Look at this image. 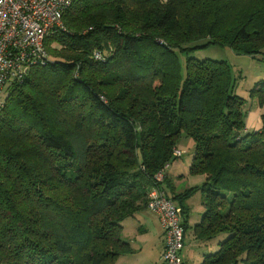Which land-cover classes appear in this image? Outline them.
Masks as SVG:
<instances>
[{
  "label": "trees",
  "instance_id": "1",
  "mask_svg": "<svg viewBox=\"0 0 264 264\" xmlns=\"http://www.w3.org/2000/svg\"><path fill=\"white\" fill-rule=\"evenodd\" d=\"M62 22L0 104V264H114L153 188L185 231L201 194L199 264H264V114L246 128L264 79L242 87L229 61L191 56L264 62V0H73ZM182 138L203 180L176 193L156 174Z\"/></svg>",
  "mask_w": 264,
  "mask_h": 264
},
{
  "label": "built area",
  "instance_id": "2",
  "mask_svg": "<svg viewBox=\"0 0 264 264\" xmlns=\"http://www.w3.org/2000/svg\"><path fill=\"white\" fill-rule=\"evenodd\" d=\"M73 0H0V104L6 85L29 65L46 58L45 40L63 27V15ZM178 148L174 157H181ZM165 168L156 174L162 181ZM147 210L154 213L162 226L165 242L161 258L164 264H187L181 256L185 229L182 210L163 190L149 192Z\"/></svg>",
  "mask_w": 264,
  "mask_h": 264
},
{
  "label": "rangeland",
  "instance_id": "3",
  "mask_svg": "<svg viewBox=\"0 0 264 264\" xmlns=\"http://www.w3.org/2000/svg\"><path fill=\"white\" fill-rule=\"evenodd\" d=\"M191 56L197 59H218L229 61V63H231L238 71V74L241 72L242 87H251L254 82L264 79V62L254 60L249 56L237 55L226 48L210 47L208 49L194 51ZM178 148L183 154L172 162V166L170 165V170L173 175L172 179L174 180V183H176L175 186L179 188V191H183L187 187L201 185L203 180L202 176H193L189 174L190 161L193 155L191 139L182 138L178 143ZM200 198L201 194L196 192L187 201L191 224L196 223L202 214L203 207L201 206ZM146 222V227H144L146 231L144 233H139L137 230L133 231L130 227L131 221L125 222L126 228L123 231V237L130 239L132 242L135 241L142 251L137 255H126V258H120L116 264H164L161 258L163 244L162 246L159 245L161 244L159 239L161 237L158 236L159 226L157 219L151 214L150 217L146 219ZM187 252L193 253L194 255L193 259L192 256H190V258L187 259V262L189 264H196L197 256H200L202 252H206V249L200 246H189L182 250L181 255L184 257Z\"/></svg>",
  "mask_w": 264,
  "mask_h": 264
},
{
  "label": "crops",
  "instance_id": "4",
  "mask_svg": "<svg viewBox=\"0 0 264 264\" xmlns=\"http://www.w3.org/2000/svg\"><path fill=\"white\" fill-rule=\"evenodd\" d=\"M247 91L248 90H245V92L242 93L245 98H248ZM262 114H264V107L260 108L259 106H257L256 103L250 102V110H249V114H248L247 119H246V128L248 130H260L262 128V119H261ZM171 166H169V168L166 171L167 177L173 183L172 185L174 187L175 192L181 193L182 191H179V188L177 186H175L176 183H174V180L172 179L173 175H172L171 170H170ZM198 181H199V179H198ZM167 191H169V190H167ZM149 212L150 211L145 210L144 212L136 215L135 218H133L131 220H126V221H131L130 227L133 231L137 230L139 233H144L146 231V229L144 228V227H146V223H147L146 219H148L150 217V215L152 214V216L156 217L157 222H158V226H159L158 236L161 237V238H159L160 243H161L159 245L162 246V244H164V240H165L164 230L162 229V226H161V223H160L158 217L154 213L150 212L151 213L150 214ZM148 214H150V215H148ZM191 226H193V224H191L190 219H188V228L185 231V239H184V248L183 249H185L186 247H189V246L190 247L197 246L196 240L192 234ZM125 228H126V224L124 223V229ZM124 239L127 240L130 243V245L132 246V248L134 249V253L130 254V255H137L142 251L140 249L139 245L135 241L132 242L130 239H127V238H124ZM130 255H127V256H130ZM127 256H122V257L126 258ZM181 256L187 264H189L187 262V259H189L190 256H192V259L194 257L193 253H190V252H187V254L184 257H183V255H181ZM122 257H120V258H122ZM158 257H159V255H158ZM120 258H118V260L114 264H116L120 260ZM201 261H202L201 255L197 256L196 264H199Z\"/></svg>",
  "mask_w": 264,
  "mask_h": 264
}]
</instances>
